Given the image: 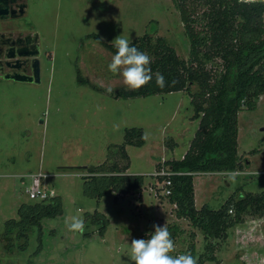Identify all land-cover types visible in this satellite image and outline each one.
Returning a JSON list of instances; mask_svg holds the SVG:
<instances>
[{"label": "rangeland", "instance_id": "374dc122", "mask_svg": "<svg viewBox=\"0 0 264 264\" xmlns=\"http://www.w3.org/2000/svg\"><path fill=\"white\" fill-rule=\"evenodd\" d=\"M23 1V14L0 19V32L35 34L40 71L34 83L0 78V264H131V240L172 222L181 229L172 255L183 254L190 241L201 253L202 233L174 217L154 175L163 161L182 156L197 127L188 91L112 98L94 89L126 88L107 70L113 54L86 37L95 33L112 43L120 35L129 41L144 33L162 36L186 59L188 41L171 1ZM130 127L141 128L144 138L139 147L124 145L125 173L143 175L140 200L133 194L114 199L111 187L98 198L87 195L85 168L123 165L118 147ZM236 154L239 171L192 174L195 208L217 209L228 196L264 191V92L254 109L237 113ZM38 170L49 175L61 212L27 225L22 237L16 228L6 236L5 221L18 219L21 203L34 202L22 175ZM94 210L106 219L101 233ZM74 215L84 220L82 234L66 227ZM216 244L214 259L202 264H264V215H244Z\"/></svg>", "mask_w": 264, "mask_h": 264}, {"label": "trees", "instance_id": "16d2710c", "mask_svg": "<svg viewBox=\"0 0 264 264\" xmlns=\"http://www.w3.org/2000/svg\"><path fill=\"white\" fill-rule=\"evenodd\" d=\"M170 1L188 41L187 58H180L164 37L151 38L144 33L129 42L151 57L152 81L137 91L120 88L109 94L100 86H94V89L112 98L188 91L191 119L197 120V127L182 156L162 164L173 172H181L167 176L170 180L167 201L173 204L175 218L187 220L191 227L202 233V252L195 253L192 241L183 252L191 253L198 264H202L214 259L216 240L226 238L228 227L241 222L244 215H264V191L243 193L235 199L228 196L217 209H210L204 204L194 207L192 187V174L231 172L242 168L236 154L237 113L254 109L255 101L264 92V1ZM86 37L115 54L113 44L103 41L97 34ZM157 73L164 77L163 88L156 84ZM77 81L83 83L80 77ZM192 85L196 91L189 92ZM143 143L141 128H125L118 147V155L125 159V163L118 166L112 162L98 168L87 166L85 169L89 175L84 179V193L98 198L107 187H111L116 195L114 199L125 194L138 198L143 175L125 173L128 160L124 145L139 147ZM164 177L157 176L158 180ZM60 212L57 196L41 202L21 203L17 210L18 219L6 220L4 233L8 236L16 228V236L22 237L27 225L37 224L41 217ZM90 216L92 221L100 224L98 231L101 233L106 224L105 217L95 210ZM167 227L174 240L181 229L174 222Z\"/></svg>", "mask_w": 264, "mask_h": 264}, {"label": "clouds", "instance_id": "9594fccd", "mask_svg": "<svg viewBox=\"0 0 264 264\" xmlns=\"http://www.w3.org/2000/svg\"><path fill=\"white\" fill-rule=\"evenodd\" d=\"M116 49L107 65V70L118 75L127 90L137 91L153 79L151 57L137 47L130 45L129 39L123 35L116 37L113 42ZM158 87L165 86L162 74H156ZM111 94L113 89L107 88ZM66 227L73 233L84 232V220L74 215L71 220H65ZM154 231L146 234L147 238L132 239L128 245V259L131 264H198L191 253L172 255L175 252V242L166 224L153 225Z\"/></svg>", "mask_w": 264, "mask_h": 264}, {"label": "water", "instance_id": "95a60500", "mask_svg": "<svg viewBox=\"0 0 264 264\" xmlns=\"http://www.w3.org/2000/svg\"><path fill=\"white\" fill-rule=\"evenodd\" d=\"M15 3V7H14ZM25 3H16V0H0V19L14 18L20 16L24 12ZM12 33L0 32V45L3 38L9 39ZM4 45L7 58L15 56L17 59L23 58L27 61L28 67L31 69V74L23 73V70H12L3 74L4 79H11L21 82H38L39 66H38V49L36 48L37 36L35 34H24L21 37L12 39V43ZM28 59V60H27Z\"/></svg>", "mask_w": 264, "mask_h": 264}, {"label": "built area", "instance_id": "2783aa9c", "mask_svg": "<svg viewBox=\"0 0 264 264\" xmlns=\"http://www.w3.org/2000/svg\"><path fill=\"white\" fill-rule=\"evenodd\" d=\"M179 173L181 172H173L166 166L154 173L155 176H166V178L164 177L161 179V185L159 187L161 189L162 195L167 196L170 193V180L167 178V176ZM22 176L24 178H27V183L25 184L24 192L32 201H46L56 196L53 188L48 183V174L38 170L35 172H29Z\"/></svg>", "mask_w": 264, "mask_h": 264}, {"label": "flooded vegetation", "instance_id": "af4514ba", "mask_svg": "<svg viewBox=\"0 0 264 264\" xmlns=\"http://www.w3.org/2000/svg\"><path fill=\"white\" fill-rule=\"evenodd\" d=\"M24 2L23 0H16V3ZM15 7V3H14ZM6 33H12L11 31H3ZM24 34L21 33H12L10 38L7 37L3 38L0 45V78H3V74H6L12 70H23V73L30 75L31 69L27 65V61H24L23 58L17 59L15 56L11 58H7L6 54H8V50H5L4 45L12 43V39L16 37H21ZM36 48L38 49V44H36ZM28 60V59H27ZM39 71H40V64L38 61ZM33 82V81H31ZM34 83V82H33Z\"/></svg>", "mask_w": 264, "mask_h": 264}, {"label": "crops", "instance_id": "0c3cea01", "mask_svg": "<svg viewBox=\"0 0 264 264\" xmlns=\"http://www.w3.org/2000/svg\"><path fill=\"white\" fill-rule=\"evenodd\" d=\"M215 173V172H214ZM217 173V172H216ZM195 174H198V173H195ZM199 174H211V173H199ZM141 190H142V187H141ZM141 190H140V192L138 193L139 195H138V200H140V195H141ZM135 196H137V195H135ZM171 204V203H170ZM171 208H173V204H171Z\"/></svg>", "mask_w": 264, "mask_h": 264}]
</instances>
